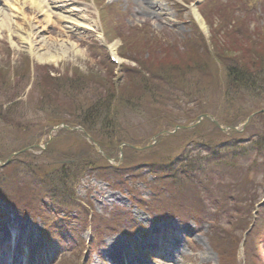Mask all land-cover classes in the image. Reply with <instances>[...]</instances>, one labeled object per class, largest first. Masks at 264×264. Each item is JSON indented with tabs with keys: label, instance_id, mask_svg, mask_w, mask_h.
Listing matches in <instances>:
<instances>
[{
	"label": "rangeland",
	"instance_id": "obj_1",
	"mask_svg": "<svg viewBox=\"0 0 264 264\" xmlns=\"http://www.w3.org/2000/svg\"><path fill=\"white\" fill-rule=\"evenodd\" d=\"M112 1L118 3L121 12L110 18L114 26V31L111 33V47L116 52L117 57H122V55L127 57H122V61L124 65L129 66L134 64H130L129 60H131V58L128 55L132 54L133 56H137L136 49L139 50V53L143 57L147 56L148 49H152V47L148 48V45L140 40V38L143 37L139 35V28L162 39L164 42L170 39L184 38L191 30L190 18H200L197 5L193 3L196 0H189L190 4L187 7V11L184 12L180 10L182 8H179L178 4H181L185 0H107V2ZM29 4L30 2L27 3V5ZM76 9L79 10L78 7ZM259 9H261V12L258 10L259 14L256 21L250 19V25H247L254 31H256L255 27H264V3ZM80 11L81 12L78 13L79 18L83 17L85 21L86 19L88 20L87 23L90 21L93 23L94 19L89 11ZM37 15L38 14L32 11L28 6H25L19 16L16 14L14 17H10L11 19L2 18V16H0V159H4L12 151L27 147L34 143V140H38V138V144L44 147L49 134V132H47L46 122L50 119V116H52L51 118L59 117V113L57 114L56 110L57 108L63 107V104L58 100L57 104L54 103L50 105L43 102V105H38L37 102L40 99V89L39 86H37L38 84L34 83L31 85L30 83L32 80V75L30 74L31 69L33 73H35L34 76L36 75V70H39L40 72L45 71L48 72L49 75L54 77L59 76L64 79L67 75H70L73 70H77L81 74L83 73L82 75L85 77L92 75L96 77L99 76V83H103L109 76V73L104 71L105 69L103 67L99 66V57L102 56V53H99L94 45V35L97 34L89 31L84 32L82 29L76 28L77 25L81 26L82 24H86L84 20L61 14L65 19L73 23L70 30L68 26H66V28L64 25L60 27L58 23L55 25L52 22L46 24L45 21H48V18L44 15H38L39 17ZM208 22L215 25L217 22L216 14L209 15ZM130 27L137 28L136 31L138 34L136 35L137 32H135L134 29H128ZM214 34L215 32H212V35ZM218 35L225 37L222 31L219 32ZM22 38L27 41L25 42ZM124 38H127L129 42H135L133 47L129 49L128 45H126L128 42L125 41ZM134 46L136 48H134ZM231 48H233V46ZM241 50L244 49L241 48ZM26 56L30 57L31 62L26 59ZM50 57H53L52 62L47 59ZM196 58L199 63L207 61L205 63L211 64L212 67H210L207 74L213 73L214 76L216 75L218 86L217 89L213 90L214 96L212 98L215 103L217 102L215 96H217L219 90L221 91V87H224L222 84L224 75L222 74L220 76L221 72L219 71V74L215 70L214 65H212L213 63L210 62L209 56L201 55V57H199L197 55ZM190 63L191 60H189V64ZM27 69L29 70L28 73ZM191 74L194 73L192 72ZM204 75L206 76L205 73ZM114 78L118 79L119 75L117 78ZM208 81L211 83L212 79ZM196 82H198V80H195L194 77H190L188 82L189 85L184 88L177 83L174 84L175 89L172 87L170 88L169 92L173 102L179 100L180 103L177 102L179 105L173 108L172 111L171 108H167L168 115H164L163 110L155 107L151 98H146L147 106L145 110L140 109L137 114L128 109H124V118H121L123 122H125L123 127L130 128L129 135L134 138L132 139L133 144L139 145L143 143L149 136L161 129L169 130L173 125H184L188 121L194 119L200 112V108L196 107L197 103L194 99L187 96V92L194 89L193 84ZM93 84L95 83H92L90 86L96 88ZM97 86L98 90L106 91V86L104 87L103 84H101V86L97 84ZM86 89L88 88H85V90ZM240 106H242V104H240ZM247 106H251L258 110L263 108L264 104L261 103L258 105L256 101L253 100ZM227 107V103L224 102V106L217 107L219 113L216 110L217 108H211L209 111L215 116L218 123L231 125L227 115L222 112V108ZM74 108L76 107L74 106ZM238 112L235 111L233 113L236 116H240ZM242 112L245 113L244 117L248 114H246V110ZM172 115L173 119L171 118ZM235 120L237 121L238 119ZM262 123L264 124V121ZM263 124L261 126L264 129ZM210 126L212 125L209 122L203 121L196 128L177 131L173 135H169L165 139L158 141L153 147L154 149L152 148L144 152L137 151V153L128 152L126 154L128 158L125 162H122L120 166L125 169L139 166L141 171L139 176L145 177L144 175H146V172L143 171L144 166L148 164L150 159H156L160 163L176 161L178 155L181 153L180 150L185 149L187 144H194L193 141H205L204 139L212 137L214 139L213 143H217L216 140L219 139L218 142H220L227 138L226 135H221L213 127L210 128ZM147 128H150L151 131ZM123 152L124 150L121 151V155L124 161L125 154ZM73 154L77 155V157L75 156L77 160H80L81 156V158L94 161V166H92V168L96 169L93 171L96 173L93 174L99 178L98 174H102V172H98L100 171L98 167L104 166V161L95 154L93 148L77 134L75 136L73 133L61 134L55 131L52 132V138L43 150L36 149L28 151L19 157L17 156L16 163L12 166L13 169L5 170L4 173H0V177L5 178L0 181V188L6 192H11L10 189H12L11 186L14 182L12 174L16 171L15 173H17L18 176L15 177V184L18 186L17 191L23 194V196H20V199L24 197L26 204L32 208V206L35 205L32 200H37L35 195L39 194H31V189L27 191L25 188L27 183L31 184L34 177H32V174L20 176L26 170L24 167L30 168L33 166V168L39 169L52 161H60V158L72 157L74 156ZM107 154L113 159L112 162L117 165L116 160L118 159L119 152L117 155L116 150L110 149ZM129 163L133 164L129 165ZM193 163L200 164V162ZM179 164L180 162H174L173 166ZM66 168L70 170L72 167ZM43 169H45V167L40 170ZM220 169L233 173L232 169L229 167H221ZM54 170L60 169L54 168ZM104 170H106L103 172L104 174L107 172L111 175L110 170L107 168H104ZM256 177L259 180L261 174L256 175ZM223 178L225 181H228L231 179V176L227 175ZM223 178L221 179L222 181ZM33 182L35 181L33 180ZM110 182L112 181L110 180ZM118 183L119 182L116 184ZM210 185L214 186L215 183L212 182ZM132 186L134 187L135 185ZM241 191H244V188H242ZM128 192L125 186L121 190L115 191L109 189L105 183L94 181L93 179H89L88 183L82 181L78 188L79 195L86 197L87 200H91V203L95 205V210L98 212L103 207V204L119 205L130 210V212H134V214L146 225L147 229H144V231L152 232L163 228L165 231L171 229L179 232L181 230V225L177 220L157 223L152 220L155 219L154 217H149L147 214L133 207L131 197L135 195L133 192ZM258 194L260 193L258 192ZM41 212L44 215L47 213L45 208H41ZM0 215L5 217L0 219V223H2L3 226L2 228L5 229V226L10 222L18 229V235L21 233V230L28 229L29 227H31V229L37 228L38 231L42 229L40 221L36 220L33 222L28 216L26 218L29 222L27 219H21L22 217L18 216L17 213L13 212L1 202ZM8 216H10L11 220H7ZM21 225H24L23 228H21ZM207 227L208 225L205 221H203L200 226H195L191 222L186 224L182 230L189 237V241L187 242L188 249H182L181 253L174 257L169 256L161 260H153L152 264H216V255L208 246V239L206 238ZM7 229H9V227ZM118 236L119 235H114L107 239L105 238V243L107 244ZM88 239L89 233L84 232L82 234V240L88 241ZM254 240L249 245L248 250H245V253L240 249L238 256L241 262L240 264L244 263V256L252 257V253L257 245ZM102 249L103 248L93 253V264H103L100 262V259L97 258V252H100ZM258 254L264 261V254L261 252ZM249 264L259 263L252 258Z\"/></svg>",
	"mask_w": 264,
	"mask_h": 264
},
{
	"label": "trees",
	"instance_id": "obj_2",
	"mask_svg": "<svg viewBox=\"0 0 264 264\" xmlns=\"http://www.w3.org/2000/svg\"><path fill=\"white\" fill-rule=\"evenodd\" d=\"M229 6L230 4L225 6L217 3L214 7L206 5L201 7L202 13L206 11L208 15L216 14L220 19V24L214 30L215 34L208 39L195 34L186 38L182 45L176 43L161 45L156 40H152L154 42L146 43L148 48L152 47L147 50L146 57H143L136 49L137 56H134L133 60L137 67L129 69L121 83H113L108 86L109 89L105 95L96 93L98 95L96 99L87 105L81 103L86 99L79 102L76 97L80 93V82L83 78L81 80L79 78L75 80V77L72 79L51 78L47 75L43 76L38 83L40 89L38 104L43 105V102L50 105L57 104V100L63 104V107L57 108L56 113H59V117L54 121L78 115L82 118L79 119L81 120L79 122L89 132L94 130L93 127L96 126L97 121L105 124V127L108 125L109 128L120 131L125 123L121 119L124 118V109L127 108L137 114L140 107L147 106L146 98H151L154 102L153 105L163 110L164 115H168L167 108H171L172 111L180 103L179 100L178 103L173 102L169 92L170 88L175 89V83L184 88L189 85V78L194 77L198 82L193 84L194 89L187 92V96L196 101V107L200 108V112L224 106V102H226L228 107L222 108V112L227 115L230 123H235V119L244 116L245 113L242 111L246 110L247 114L255 109L247 106L251 101L255 100L258 105L264 103V29L257 28L256 31H249L246 21H244L249 13L240 8L242 17H236L233 11L229 10ZM244 8L247 9L246 5ZM207 9L213 10L207 11ZM221 31L225 37L218 35ZM129 43L130 49L134 43ZM232 46L233 48H231ZM134 48L136 47L134 46ZM197 55L199 57L201 55L209 56L215 70L218 73L221 72L220 76L224 75L222 78L224 87H221V91L219 90L215 96L217 98L215 103L212 98L213 90L218 86L216 75L207 74L212 67L211 64L205 63L207 61L199 63ZM189 60H191L190 64ZM192 72L194 74H191ZM99 78L97 76V79ZM209 79H212L211 83L208 81ZM87 85L89 86V84ZM216 110L218 112V108ZM235 111H239L240 116L234 115ZM171 118L173 119V115ZM263 121L264 115L258 116L256 122L253 121L247 126L242 135L243 138L234 136L232 143L231 141H220L217 146H211L212 144L208 142L207 145L200 148L197 145V151H204L203 153L210 157L208 159L212 162V167L203 174V178L209 182L217 183L216 187L222 191L220 200L217 199V204L223 202L226 205L230 202L229 197L234 198L236 192L242 193L243 187L247 193V189L253 186L247 180V175H250L251 172L255 174L257 169L264 170V129L261 126ZM254 126L258 127V130L254 129ZM197 151L191 147L184 153L185 159L195 160L193 153ZM190 161L189 163H192ZM221 167H229L233 173L222 170ZM227 175L231 176L229 179L231 181H225L223 177ZM210 190L212 188H208L207 192ZM206 196L208 199L213 197L208 193ZM206 199L200 203L204 204ZM217 210L220 211L219 208Z\"/></svg>",
	"mask_w": 264,
	"mask_h": 264
},
{
	"label": "bare ground",
	"instance_id": "obj_3",
	"mask_svg": "<svg viewBox=\"0 0 264 264\" xmlns=\"http://www.w3.org/2000/svg\"><path fill=\"white\" fill-rule=\"evenodd\" d=\"M20 1L21 0H16V2L14 4L15 6L14 5H10V8L13 7L14 10L18 11V5L21 3ZM23 1L24 2H28V0H23ZM42 8H43V4L41 3L40 0H35V1H33L31 3V9L35 10L36 12L41 13ZM200 25H201V23H200ZM24 38H22V40H25V42H26L27 40L24 39ZM52 58L53 57H50V58H47V59L50 60V62H52L53 61ZM122 246H123V244L121 243V241L113 240V241L110 242L109 250L107 251V254H108V256H110V259L115 264H120L119 259L122 256H124V252H123ZM126 257H128V256H126Z\"/></svg>",
	"mask_w": 264,
	"mask_h": 264
},
{
	"label": "water",
	"instance_id": "obj_4",
	"mask_svg": "<svg viewBox=\"0 0 264 264\" xmlns=\"http://www.w3.org/2000/svg\"><path fill=\"white\" fill-rule=\"evenodd\" d=\"M203 117H206V116H202V117H199L198 119H197V123L201 120V118H203ZM251 118V116L244 122V124L245 123H247V121L249 120ZM219 127V126H218ZM181 128H185V127H181ZM221 130H226L227 128H221V127H219Z\"/></svg>",
	"mask_w": 264,
	"mask_h": 264
}]
</instances>
